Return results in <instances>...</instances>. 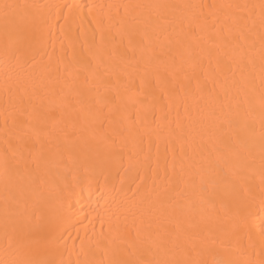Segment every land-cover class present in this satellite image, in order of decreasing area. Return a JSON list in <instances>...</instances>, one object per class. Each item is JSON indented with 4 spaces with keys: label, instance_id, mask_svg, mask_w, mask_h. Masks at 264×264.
Masks as SVG:
<instances>
[{
    "label": "bare ground",
    "instance_id": "1",
    "mask_svg": "<svg viewBox=\"0 0 264 264\" xmlns=\"http://www.w3.org/2000/svg\"><path fill=\"white\" fill-rule=\"evenodd\" d=\"M262 4L0 0V264H264Z\"/></svg>",
    "mask_w": 264,
    "mask_h": 264
},
{
    "label": "snow or ice",
    "instance_id": "2",
    "mask_svg": "<svg viewBox=\"0 0 264 264\" xmlns=\"http://www.w3.org/2000/svg\"><path fill=\"white\" fill-rule=\"evenodd\" d=\"M12 7H13L12 5H8V4H5L4 5V8L6 10L9 9V8H12ZM261 7L264 8V4H262ZM262 22H264V21H262ZM262 46H264V43H262ZM165 264H167V262H165ZM197 264H198V262H197Z\"/></svg>",
    "mask_w": 264,
    "mask_h": 264
}]
</instances>
